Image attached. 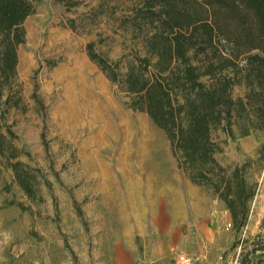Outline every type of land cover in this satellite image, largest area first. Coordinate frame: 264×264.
Returning <instances> with one entry per match:
<instances>
[{"label": "rangeland", "instance_id": "1", "mask_svg": "<svg viewBox=\"0 0 264 264\" xmlns=\"http://www.w3.org/2000/svg\"><path fill=\"white\" fill-rule=\"evenodd\" d=\"M31 1L4 113L33 194L0 164V264H241L264 242V137L216 134L219 162H248L257 185L238 233L178 167L165 132L89 56L92 43L119 78L140 65L159 24L147 5L160 0ZM250 258L264 264V251Z\"/></svg>", "mask_w": 264, "mask_h": 264}, {"label": "trees", "instance_id": "2", "mask_svg": "<svg viewBox=\"0 0 264 264\" xmlns=\"http://www.w3.org/2000/svg\"><path fill=\"white\" fill-rule=\"evenodd\" d=\"M159 5L158 10L147 5L148 16L159 14V24L145 40L140 65H129L119 78L92 43L89 56L129 94V106L146 112L165 132L178 167L224 204L231 227L240 233L257 185L248 162H219L216 154L225 139L216 134L264 137V0H160ZM34 12L31 0H0V164L12 170L28 196L33 183L20 159L28 153L15 144L17 136L6 122L10 98L4 99V90L17 76V48ZM259 153L264 159V143ZM258 238L241 264H251L250 255L264 251Z\"/></svg>", "mask_w": 264, "mask_h": 264}, {"label": "built area", "instance_id": "3", "mask_svg": "<svg viewBox=\"0 0 264 264\" xmlns=\"http://www.w3.org/2000/svg\"><path fill=\"white\" fill-rule=\"evenodd\" d=\"M185 263H186V258L184 256H180L177 264H185Z\"/></svg>", "mask_w": 264, "mask_h": 264}]
</instances>
